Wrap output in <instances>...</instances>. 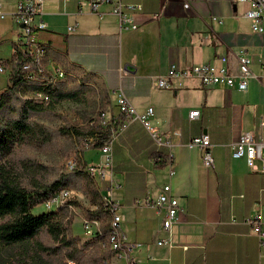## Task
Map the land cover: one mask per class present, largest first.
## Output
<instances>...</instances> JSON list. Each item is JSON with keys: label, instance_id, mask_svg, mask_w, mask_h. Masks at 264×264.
I'll return each mask as SVG.
<instances>
[{"label": "crops", "instance_id": "0c3cea01", "mask_svg": "<svg viewBox=\"0 0 264 264\" xmlns=\"http://www.w3.org/2000/svg\"><path fill=\"white\" fill-rule=\"evenodd\" d=\"M123 1L140 6L133 11L138 28L119 34L117 18L108 6L99 7L98 15L81 0H45L41 18L47 28L37 31L36 38L48 45L49 63L70 75L72 69L95 75L111 103L112 96L115 101L114 92L121 89L138 112L154 110L151 132L137 119L128 126L132 156L122 148L119 161L128 177L124 192L121 174L113 164L120 184L115 198L124 217L122 231L126 241L134 245L131 255L141 264H264V246L243 221L259 212L264 226L261 161L255 159V168L251 169L244 156H231L242 132L254 131L264 139V126L260 125L264 120V77L256 61L259 54H264V32H253L251 21L242 15L249 3ZM16 3L0 0L4 12L0 16V46L10 49V57L19 37L14 21ZM211 16L221 21L211 20ZM69 25L74 26L73 31L67 30ZM239 49L254 59L250 67L254 77L245 91L223 84L204 86L194 76L171 77L167 73L170 63L179 68L221 65L222 55L227 56V65L235 73ZM159 79L167 86H158ZM6 87L7 78L0 93ZM112 108V115L124 118L116 103ZM196 109L199 115L190 119L189 111ZM201 134L209 136L212 166L203 164L204 148L187 145ZM87 175L98 178L94 170ZM95 181L101 188V182ZM164 184L170 185L179 206L173 246L157 243L169 236L162 228L164 209L157 210L153 205ZM100 188L102 199L106 190ZM37 207L32 213L44 211Z\"/></svg>", "mask_w": 264, "mask_h": 264}, {"label": "built area", "instance_id": "2783aa9c", "mask_svg": "<svg viewBox=\"0 0 264 264\" xmlns=\"http://www.w3.org/2000/svg\"><path fill=\"white\" fill-rule=\"evenodd\" d=\"M249 3L248 9L242 14L244 17L251 21V30L253 32H264V0H242ZM45 0H17L16 8L14 10V21L19 30V37L12 47V54L8 60L0 59V72L7 71L11 74L15 71L20 79L23 77H32L34 80L52 79L62 81L66 78V71L58 68L57 64L49 63L47 61L48 45L40 42L36 38V32L47 28L46 22L41 18L44 13ZM81 4L87 5L89 9L101 15L98 11L101 6H108L112 14L117 18L119 34L123 30H135L138 28L134 20L133 11L139 9L138 4H126L123 0H81ZM0 16H4V12L0 9ZM39 16L36 21L35 17ZM211 20L221 21L217 16H211ZM68 31H73L74 26L69 25ZM221 65L204 63L191 65L189 68H179L176 64L170 63L168 67V75L171 77L177 76H194L200 80L202 85L223 84L231 88H236L241 91L247 90L250 79L254 77L251 70V64L254 59L247 54L244 49L237 51L238 68L234 73L227 65V56H220ZM257 63L261 66L262 77H264V54H259L256 59ZM8 65L10 69L8 70ZM157 85L166 87L165 80L159 79ZM21 90V89H20ZM22 92H25L22 91ZM35 100L41 102H48L51 98L49 93H37L35 91H26ZM115 103L119 114L124 116V121L127 119L139 120L145 129L151 132L150 118L154 115L152 108H147L144 112H138L135 107L129 102L128 98L124 95L121 89L116 90ZM105 119V114H102ZM199 115V110H190L188 116L194 119ZM114 115H111V120H114ZM125 123V122H124ZM260 125L264 126V120L260 121ZM95 140L93 138L86 139L85 149L93 147ZM188 147L204 148L202 161L206 166H212L213 157L208 150L210 139L207 134H201L191 138L187 142ZM264 139L258 137L254 131L242 132L237 141L235 142L231 151L232 157L246 158L247 164L251 169L255 168L254 160L259 159L261 166L259 171L264 172ZM101 152V159L98 164L84 163L82 168L92 167L101 182L102 187L106 190V201H101V206L105 209L109 216L107 223L106 242L110 250L117 252V257L125 260L126 264H141L138 260L131 255L133 244L126 241L124 235V242H116V229H122L123 214L121 213V205L115 198V191L120 188L118 180L115 178L113 157H112V144L111 141L105 142L99 148ZM77 158L68 161V168H76ZM173 174V170L169 171ZM100 188V187H99ZM72 197L71 190L59 189L52 195V199H45L43 206H60L64 207V203H69ZM157 210L164 209L165 215L162 220V228L168 231L169 236L157 240L158 244H168L173 246L174 240V223L178 219L179 206L177 200L171 195L170 185L164 184L161 186L157 198L153 204ZM245 223L252 227L253 232L256 234L260 246H264V226L261 222L259 212L246 217L243 220ZM82 230L87 237H96L102 234L101 222L98 217L91 216L82 219ZM102 244H105L102 243ZM186 248V245L182 244ZM73 264L72 260H68Z\"/></svg>", "mask_w": 264, "mask_h": 264}, {"label": "rangeland", "instance_id": "374dc122", "mask_svg": "<svg viewBox=\"0 0 264 264\" xmlns=\"http://www.w3.org/2000/svg\"><path fill=\"white\" fill-rule=\"evenodd\" d=\"M9 54V48L0 46V59L5 60L10 57ZM70 71L72 75L58 82L50 100L48 102L39 101L42 103L41 110L31 116V119L48 133V139L41 138L39 135L36 140L18 144L14 148L11 159L18 163L22 169H25L24 164L26 163L36 166L34 178L36 182L49 184L61 178L62 188L71 190L72 197L69 200L71 207H63L67 214L66 218L70 220V234L77 236L81 241L88 240L89 242L84 256L74 258V264H97L94 257L97 254L107 261L105 264H126L124 259L113 254L106 242L105 227L108 218L100 212L101 198L98 193L99 187L95 181L98 178H91L87 175L88 172L82 168L84 163L98 164L100 162L101 152L99 149L93 147L85 149L87 132L90 130L103 132L108 126H111L109 121L111 115L115 114V109L112 108L115 101L112 96L111 103L106 89L95 75L76 69ZM7 74V71L0 72V91L5 87ZM19 96L23 99H33L26 91L21 92ZM102 113L105 114V119ZM4 114L5 117H10L13 113L4 111ZM117 120L118 126L111 132L110 141L113 164L116 171L121 174L124 192L127 188L128 177L121 169L119 161L123 156L122 148L127 155L132 156L131 131L128 130L132 119L124 121L123 118H119ZM71 127L77 129L79 134H71L69 130ZM141 145L146 147L147 143L142 142ZM74 157L77 158V165L76 168L70 169L67 163ZM100 189L103 191V188ZM35 207L47 211L56 210L55 206L44 208L43 202ZM90 216L98 217L101 222V230L105 232V235L100 239L87 237L83 233L82 219ZM36 240L44 245L54 244L45 231H41ZM103 242H105L104 247L101 245ZM63 253L62 250L61 254ZM15 254L18 255V252ZM43 257L47 260L46 264H70L68 258L63 255H43ZM15 260L13 257L11 264H17Z\"/></svg>", "mask_w": 264, "mask_h": 264}, {"label": "trees", "instance_id": "16d2710c", "mask_svg": "<svg viewBox=\"0 0 264 264\" xmlns=\"http://www.w3.org/2000/svg\"><path fill=\"white\" fill-rule=\"evenodd\" d=\"M46 81L47 79L31 80L26 77L20 79L16 72L12 71L7 76V87L0 93V264H11L13 257L17 264H46L47 260L43 255L55 254L66 256L74 264L73 259L83 257L89 246L88 240L81 241L77 236L70 234V220L66 218L65 208L58 206L56 210L32 213L36 205L45 199H51L59 189H65L62 188L61 178L49 184H41L34 180L36 166L26 163L25 169H22L11 159L18 144L36 140L39 135L48 139L44 128L31 119L33 114L41 110L42 103L19 96L24 90L47 92L52 96L56 86H47ZM4 111L13 114L5 117ZM117 119L118 117H114L111 126L103 132H87V139L95 140L93 148L99 149L103 143L109 142L111 132L118 126ZM69 130L71 134H79L77 129L71 127ZM64 207L70 208L71 205L67 203ZM100 212L109 219L102 206ZM105 228L107 232V226ZM41 231L51 237L53 245H44L36 240ZM105 232L95 238L100 239ZM94 257L97 264L107 263L98 254Z\"/></svg>", "mask_w": 264, "mask_h": 264}, {"label": "bare ground", "instance_id": "6f19581e", "mask_svg": "<svg viewBox=\"0 0 264 264\" xmlns=\"http://www.w3.org/2000/svg\"><path fill=\"white\" fill-rule=\"evenodd\" d=\"M69 75L70 74H68L66 72V77L69 76ZM26 78L31 79V80H34V79H32V77H26ZM57 83H58V80L47 79V81H46V85L47 86H51V87L56 86ZM102 114H104V113H102ZM83 169L85 171H87L88 173L93 171V168L92 167H85ZM101 201H106V194L102 197ZM55 207H58V206H55ZM46 208H50V207H46ZM116 242H124V233H123L122 229H116ZM112 252L117 257V252L115 250H112Z\"/></svg>", "mask_w": 264, "mask_h": 264}]
</instances>
